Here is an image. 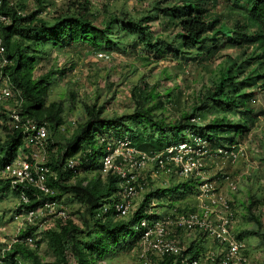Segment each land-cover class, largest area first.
<instances>
[{"label":"trees","instance_id":"trees-1","mask_svg":"<svg viewBox=\"0 0 264 264\" xmlns=\"http://www.w3.org/2000/svg\"><path fill=\"white\" fill-rule=\"evenodd\" d=\"M163 1H156L150 9L137 16L122 9L113 10L102 23L97 24L96 12L88 0H68L65 10L55 11L49 16L45 12L49 6L46 0H35L37 7L34 10L28 8L30 0H2L0 13L8 19L7 23H0L4 55L8 60L2 72L19 100L17 111L38 123L47 124L50 152L46 164L51 174L46 180L53 192L43 194L31 186L12 189L10 182L0 177V199L4 193L14 195L17 203L13 210L16 212L21 207L35 209L47 200H61L67 194L72 200L76 198L82 203L84 211L81 215L87 216L92 223H85L89 240L83 243L77 234L85 228L75 224L69 218L70 214L66 219H56L54 226H45L41 237L46 238L55 255L52 262L42 261L36 252L39 241L34 232L37 224L26 225L15 236L19 240L11 242L8 248L6 243H0L1 264H20L17 259L27 264H92L116 247L135 245L141 236L135 225L142 219H161L174 209H184L186 206L179 208L177 202L189 194H198L197 185L201 181L190 175L179 183L174 182L177 169L172 163H167L166 168H171V178L169 186L162 187V190H170L169 197L157 196L158 188L149 190L133 211L120 216L115 204L121 200V179L111 172L102 176L101 159L108 143L114 147L117 141L127 137L132 147L152 157L165 153L166 147L182 142L193 149L201 148L197 144V139H201L206 142L203 150L207 152V146H210V158L220 155L214 148L228 152L237 148L240 135L255 124L256 112L251 102L255 88L264 91V0H232V4L242 3L247 13L245 20L236 18L232 25L222 21L218 12L206 7L209 1L214 0H168L169 5L159 7L158 3ZM155 10L160 14L153 13ZM161 16L166 25L172 24L176 28L167 40L153 36L151 31L150 21ZM226 42L237 48L238 54L221 55L212 76L196 93L193 104L173 119L166 120L163 113H155V110L166 108L165 102L169 101L168 94L172 89H167L163 93L165 99H162L154 86L144 82L142 87L133 85L130 89L134 102L131 112L109 115L104 113L103 104L83 101V117L76 122L64 115L66 109H72L71 104L64 105V97L59 101L48 100L51 83L64 68L54 67L33 75L35 63L49 47L62 49L65 45L78 44L94 52L113 48L125 51L129 46H140L155 54L171 52L172 60L178 61L190 54L208 60L216 45ZM206 45L212 49L201 51ZM75 93L67 88L62 95L73 104ZM155 97L157 100L152 102ZM206 110L212 114L211 119L204 118ZM1 116L6 122L3 125L5 139L0 142V168L15 158L24 141L22 130L11 127L5 114ZM74 124V129L67 133L68 127ZM60 128H64L63 133L67 136L63 150L58 148L57 142L51 144ZM55 145L57 150L53 153L51 148ZM70 158L78 162L75 172L65 166ZM146 180L152 182L149 176ZM135 187L138 188L136 183ZM21 194L27 198L26 203L20 198ZM154 195L157 204L152 205ZM260 202L261 197L257 193H251L247 198L250 218L256 222L255 233L264 244V223L252 211ZM243 233L236 234V237L241 239ZM182 235L192 239L185 243ZM27 236L34 238L32 244L25 241ZM172 236L178 238L180 246H186L183 254H188L189 258L200 255V242L204 241L205 234L192 236L184 229L175 228ZM68 249L76 256L72 263L67 260ZM152 260L154 264H180V257L171 254L153 257Z\"/></svg>","mask_w":264,"mask_h":264},{"label":"rangeland","instance_id":"rangeland-1","mask_svg":"<svg viewBox=\"0 0 264 264\" xmlns=\"http://www.w3.org/2000/svg\"><path fill=\"white\" fill-rule=\"evenodd\" d=\"M96 12V23L100 24L105 16L113 11L122 9L130 15L137 16L150 9L156 1L161 0H88ZM49 4L45 11L47 16L52 15L55 11L61 12L69 5L68 0H46ZM170 1L164 0L158 3L159 7L169 5ZM37 7L35 0H30L28 8L34 10ZM207 8L218 12L221 20L228 25H232L236 18L245 20L247 13L242 3L232 4V0H214L209 1ZM153 13H159L155 10ZM153 36L162 37L161 40H167L176 31L172 24L166 25L164 18L161 16L150 21ZM252 30V27H250ZM49 46V45H48ZM212 49L206 45L201 51ZM238 49L230 46L229 43L217 44L216 50L212 57L204 60L200 55L190 54L181 57L178 61L172 60L171 52L161 54L150 52L137 47L129 46L125 51L116 48L108 50L89 51L84 45H65L62 49L49 47L46 54L41 55L35 63L33 75L37 76L49 70L50 68H64L62 73H58L50 86V95L48 100L59 101L64 97V105L71 104V110L66 109L65 117H69L76 122L83 117L82 103L103 104L105 114L131 112L134 109V102L130 95V89L133 85L143 86L146 82L162 95L167 89H172L168 94V102H165L164 110H155V113H163L167 119L176 118L177 115L193 104L194 97L201 87L207 83V79L212 76L216 64L220 61L221 55H237ZM207 55V54H206ZM168 76V78H166ZM76 91L74 103L66 100L62 95L66 89ZM255 96L251 104L255 109L256 122L248 132L240 135V143L237 146L238 153L235 160L225 157H208L207 152L203 149L197 168L194 170L197 181L205 179L204 182L213 183L217 192L224 199L230 201L231 213L233 215L234 233H243V239L246 244L245 255L248 257V264L264 263V244L260 237L255 233L256 222L250 218L247 208V198L251 193L260 194L261 202L252 210L259 216L264 223V91L255 88ZM61 93V94H59ZM15 99V98H14ZM16 100V99H15ZM157 97L152 98V102ZM7 105V110L13 108V105ZM222 111V109H220ZM212 114L205 111L204 118L211 119ZM5 120L0 115V142L4 138ZM75 127L70 125L67 133H70ZM59 129L54 135L55 142L61 150L65 147L66 133ZM53 138V139H54ZM206 142L204 141V145ZM214 150H219L218 147ZM126 152V150H124ZM122 159L126 157L124 154ZM116 163V162H115ZM122 165L129 168L127 161H122ZM202 166L201 170L200 167ZM88 171V170H87ZM176 183L181 182L190 175L180 177L174 172ZM149 176L152 182H148L146 177ZM180 177V178H179ZM171 176L167 171L157 170L155 164L149 160L141 169L136 171V192L131 198L130 211H133L138 203L142 200L143 195L149 190L158 188L157 196L163 199L169 197L170 190H162V187L169 186L168 182ZM210 178V180H209ZM141 181H140V180ZM177 179V180H176ZM85 184V182L83 183ZM198 186V185H197ZM231 186H235L232 190ZM198 195L189 194L186 198L177 202L179 208L184 206L185 209L193 208L201 201ZM156 195L152 197V205L157 204ZM193 198V199H192ZM17 199L14 195L4 193L0 199V242L8 245L16 236L21 225L13 219L15 204ZM62 206L70 214V219L80 228H85L83 232L77 234L80 242H86L89 237L86 236L88 228L86 225L92 221L87 220V216H82L84 207L78 199L72 200L69 195L65 194L60 198ZM204 200V197H202ZM160 209V206H157ZM22 211V210H20ZM252 213V212H251ZM57 220L49 217L46 225L54 226ZM86 223V225H85ZM44 226H38L39 229ZM44 230V229H43ZM37 235L38 246L37 254L42 261H54L55 255L48 246L46 238ZM184 242L187 243L192 238L182 235ZM242 239V238H241ZM140 239L135 245L128 244L116 247L108 251L103 256L98 257L92 264H140L139 254L141 252ZM189 243V242H188ZM126 246V247H125ZM215 247V242L204 236V241L200 242V256L206 255V252ZM67 260L72 263L76 256L68 249L66 252ZM24 261V260H23ZM17 259L20 264H27Z\"/></svg>","mask_w":264,"mask_h":264},{"label":"built area","instance_id":"built-area-1","mask_svg":"<svg viewBox=\"0 0 264 264\" xmlns=\"http://www.w3.org/2000/svg\"><path fill=\"white\" fill-rule=\"evenodd\" d=\"M1 3L2 0H0V5ZM3 22L7 23L8 19L3 13H0V23ZM4 53L5 49L0 36V115L5 114L11 127L22 130L24 141L15 158L0 168V177L7 179L12 189L17 186H31L43 194H49L53 190L48 186L46 180L47 176L51 174L46 164L48 152H50L48 149L49 142L47 141L48 127L46 123H38L34 118L21 115L17 111L19 100L13 94L12 86L8 82L6 74L2 72V68L8 62ZM11 98L12 100H10ZM13 103H15L13 108L7 110L6 106ZM61 130L63 129L61 128ZM54 142L55 138L51 144ZM197 144L201 148L193 149L185 142L174 144L166 147L165 153H157L151 157L132 147L127 137L117 141L114 147L108 143L106 153L101 159L102 176L111 172L116 173L121 179V200L115 204L118 214L125 216L129 213L130 200L136 192V171L141 169L149 160L153 163L155 161L154 164L157 170L169 173L171 168H166V164L172 163L174 169H177L178 176H196L194 170L197 168V163L202 154L200 149L204 148V140L197 139ZM56 150V145L51 148L53 153H56ZM218 152L231 160H235L238 153L236 150L229 152L218 150ZM123 154L126 156L124 159L121 157ZM122 161H127L129 168L125 164L122 165ZM65 166L75 172L78 162L70 158ZM201 168L202 166L200 170ZM204 180H200L201 183L197 186L199 190L198 198L201 200L197 206L188 209L182 208L181 210L174 209L161 219L149 220L144 218L135 225V229L141 232L140 264H154L153 257L168 254L179 256L180 264H248L249 260L245 255L246 244L244 239H238L236 237L237 233L235 234L233 230L230 201L224 199L216 191L212 181L202 183ZM231 189L234 190L235 186H231ZM202 197H204V200ZM20 198L24 203L27 202V198L23 194L20 195ZM62 205L60 200H47L35 209L21 207L20 210L22 211L14 212L13 219L21 225L20 228L36 223L34 233L40 234L44 228L38 230V226H49L45 224L49 217L55 219L67 218L68 212ZM175 228L184 229L192 236H196L198 233L205 234V237L215 242V247L209 249L204 256H200V253L197 257L189 258L188 254H183L186 246H180L178 238L172 236ZM33 239L32 236H27L25 241L32 244ZM17 240L19 239L14 237L12 242Z\"/></svg>","mask_w":264,"mask_h":264},{"label":"clouds","instance_id":"clouds-1","mask_svg":"<svg viewBox=\"0 0 264 264\" xmlns=\"http://www.w3.org/2000/svg\"><path fill=\"white\" fill-rule=\"evenodd\" d=\"M60 129H61V128H60ZM62 129H63L62 131H64V128H62ZM237 146H238V145H237ZM235 150L237 151L236 148L234 149V151H235ZM221 155H222V153H220L219 156H220V157H225L224 155H222V156H221ZM229 159H230V158H229ZM103 177H104V176H103ZM18 232H19V231H18ZM17 234H18V233H17ZM237 234H238V233H237ZM242 238H243V237H242ZM11 242H12V241H11ZM0 243H1V242H0ZM3 243H4V242H3ZM9 245H10V243H8L7 248L9 247Z\"/></svg>","mask_w":264,"mask_h":264}]
</instances>
